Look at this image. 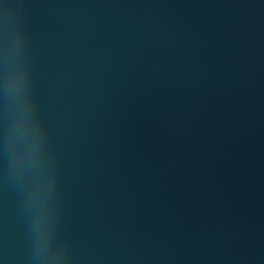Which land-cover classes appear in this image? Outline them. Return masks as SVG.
Returning a JSON list of instances; mask_svg holds the SVG:
<instances>
[{
    "label": "water",
    "instance_id": "95a60500",
    "mask_svg": "<svg viewBox=\"0 0 264 264\" xmlns=\"http://www.w3.org/2000/svg\"><path fill=\"white\" fill-rule=\"evenodd\" d=\"M0 264H264V0H0Z\"/></svg>",
    "mask_w": 264,
    "mask_h": 264
}]
</instances>
